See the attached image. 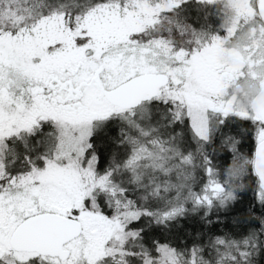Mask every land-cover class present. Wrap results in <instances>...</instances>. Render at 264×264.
I'll use <instances>...</instances> for the list:
<instances>
[{"label": "snow or ice", "instance_id": "6c2138e0", "mask_svg": "<svg viewBox=\"0 0 264 264\" xmlns=\"http://www.w3.org/2000/svg\"><path fill=\"white\" fill-rule=\"evenodd\" d=\"M0 264H264V0H0Z\"/></svg>", "mask_w": 264, "mask_h": 264}]
</instances>
